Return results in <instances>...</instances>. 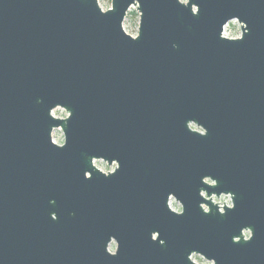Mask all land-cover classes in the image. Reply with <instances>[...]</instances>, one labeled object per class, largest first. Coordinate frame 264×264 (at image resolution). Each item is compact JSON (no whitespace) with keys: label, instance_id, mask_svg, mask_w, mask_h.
<instances>
[{"label":"water","instance_id":"1","mask_svg":"<svg viewBox=\"0 0 264 264\" xmlns=\"http://www.w3.org/2000/svg\"><path fill=\"white\" fill-rule=\"evenodd\" d=\"M200 256L264 264V0H0V264Z\"/></svg>","mask_w":264,"mask_h":264},{"label":"rangeland","instance_id":"2","mask_svg":"<svg viewBox=\"0 0 264 264\" xmlns=\"http://www.w3.org/2000/svg\"><path fill=\"white\" fill-rule=\"evenodd\" d=\"M98 2V5L99 7L102 9V10H106L109 6H110V0H97ZM130 9H134V12L135 13H138L137 10H136V7L134 6H131L126 15H125V18L122 22V27L124 29V31L126 33H128L129 35L131 36H135L136 33H137V27H138V20H133L130 15H129V10ZM139 19V17H138ZM233 22H230L228 27H227V30L225 32V36L226 37H234L237 33H239L240 35V26H239V29H238V32L233 30L231 25H232ZM236 23V22H235ZM238 24V23H236ZM239 25V24H238ZM53 114L56 116V117H65L66 116V112L63 110V109H60V108H57L53 111ZM192 128H196L195 126H191ZM52 140L57 143V144H61L62 143V140H63V134L61 132V130L59 129H55L52 131ZM93 164L95 165V167H97L98 169H100L102 172H109V171H112L115 164L113 163L112 165L108 166L106 164V162L102 161V160H95L93 162ZM227 198V199H225ZM229 196H220L219 198L216 199V201H219V202H222V203H228L230 202L229 201ZM113 244V242H111L108 246V248Z\"/></svg>","mask_w":264,"mask_h":264},{"label":"clouds","instance_id":"3","mask_svg":"<svg viewBox=\"0 0 264 264\" xmlns=\"http://www.w3.org/2000/svg\"><path fill=\"white\" fill-rule=\"evenodd\" d=\"M181 2L182 3H187V0H181ZM129 15H130V17L133 20H138L139 14L138 13H135L134 12V9H130L129 10ZM231 27H232L233 30H235V31L238 32V29H239V25L238 24H236L235 22H233L232 25H231ZM225 199H227V198H225ZM172 203H173L174 209L177 212H179L181 210L180 209V205L177 204L175 201H173ZM205 211H207V209H205ZM250 235H251V233H249V232H246L245 233V237L246 238H248ZM115 248H116V245H115V242H113V244L109 247V251L114 253L115 252ZM194 258L197 260L198 264H213V262H211V261L204 260L203 257H194Z\"/></svg>","mask_w":264,"mask_h":264},{"label":"built area","instance_id":"4","mask_svg":"<svg viewBox=\"0 0 264 264\" xmlns=\"http://www.w3.org/2000/svg\"><path fill=\"white\" fill-rule=\"evenodd\" d=\"M230 22H236V20H231V21H229L224 27H223V32H222V34L225 36V32H226V30H227V27H228V25H229V23ZM237 23V22H236ZM239 36V33H237L234 37H238ZM232 37V36H231ZM54 111V110H53ZM53 111H52V114H53ZM54 115V114H53ZM55 116V115H54ZM55 130V129H54ZM222 196V195H221ZM224 196H226V195H224ZM213 198L216 200L217 198L216 197H214L213 196ZM219 198V197H218ZM230 201V200H229ZM219 204H220V208H221V206L222 205H224V204H226V205H229L230 204V202H228V203H222V202H219V201H217Z\"/></svg>","mask_w":264,"mask_h":264},{"label":"flooded vegetation","instance_id":"5","mask_svg":"<svg viewBox=\"0 0 264 264\" xmlns=\"http://www.w3.org/2000/svg\"><path fill=\"white\" fill-rule=\"evenodd\" d=\"M103 161V160H102ZM105 162V161H104ZM114 163V162H113ZM112 163V164H113ZM107 164V163H106ZM111 164V165H112ZM115 164V163H114ZM108 165V164H107ZM108 166H110V165H108ZM115 167V166H114ZM114 169V168H113ZM171 199V198H170ZM170 199H169V202H170ZM169 202H168V204H169ZM169 207H170V205H169ZM171 208V207H170ZM172 209V208H171ZM174 210V209H173ZM174 211H176V210H174ZM112 242H114V241H112ZM108 250H109V248H108ZM194 255H196V254H192L191 256H190V258H191V260H192V257L194 256ZM201 257V256H200ZM205 260V259H204ZM193 261V260H192ZM197 264V263H196Z\"/></svg>","mask_w":264,"mask_h":264}]
</instances>
